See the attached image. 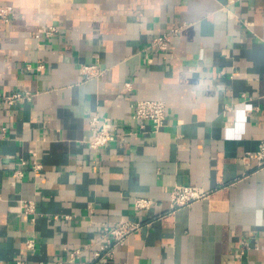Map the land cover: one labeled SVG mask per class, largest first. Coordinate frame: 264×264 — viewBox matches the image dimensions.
I'll return each mask as SVG.
<instances>
[{
    "label": "crops",
    "instance_id": "0c3cea01",
    "mask_svg": "<svg viewBox=\"0 0 264 264\" xmlns=\"http://www.w3.org/2000/svg\"><path fill=\"white\" fill-rule=\"evenodd\" d=\"M0 6L11 7L0 17V95L31 94L0 108V264L88 263L102 227L124 220L142 227L105 264H264V168L239 160L264 138V0ZM179 25L169 50L155 49ZM81 63L103 73L83 81ZM137 99L166 103L161 130L136 132ZM92 114L135 133L90 148ZM175 184L212 192L170 213ZM136 197L157 205L137 211Z\"/></svg>",
    "mask_w": 264,
    "mask_h": 264
},
{
    "label": "built area",
    "instance_id": "2783aa9c",
    "mask_svg": "<svg viewBox=\"0 0 264 264\" xmlns=\"http://www.w3.org/2000/svg\"><path fill=\"white\" fill-rule=\"evenodd\" d=\"M10 11L11 7L0 6V17H3L5 21H9L8 15ZM182 27L183 25H179L155 36L152 40V45L158 51L167 52L172 38L179 33ZM55 32H57L55 26H48L44 31V34L48 37L52 36ZM36 36L39 37V35ZM27 68L29 67L27 66ZM41 69H43V64L40 63L36 67V70ZM79 70L83 81L98 77L103 73V70L98 63H81ZM124 87L127 91H130L131 82L126 81ZM30 98V93H23L20 91L0 95V108ZM130 106L134 119L140 122L138 131L136 132L145 133V123L147 122L150 123L151 131L154 133L164 127L166 119V103L163 100L137 99L131 102ZM88 123L89 128L92 131V136L88 141V145L93 149L103 147L109 142H120L125 136L135 133L132 130H122L112 118L102 117L98 114L90 115ZM2 130L4 131L5 128L3 127ZM35 154L36 153H32L33 156H35ZM249 159H255L257 161V169L264 168V138L261 139L256 151H247L239 158L242 163H246ZM21 163H25L24 159L21 160ZM39 167L40 165L36 164V168ZM15 175L20 177L22 171L18 170ZM211 192L212 191L202 190L195 185L175 184L169 195L170 204L168 212L174 213L182 208L190 207L197 201L207 199ZM156 205L157 202L149 197H136L133 201V208L137 211L148 210ZM20 206L24 214L33 213L35 209V203L33 200L22 199L20 200ZM146 225H149V223ZM141 227L142 223L131 220H124L114 225H104L102 227L104 241L94 251L92 260L85 264H105L113 258L115 248L119 244L124 243L129 235L139 230ZM33 246V241L29 240L26 247L33 248ZM73 254H78V251H74ZM17 264L25 263L23 261H18Z\"/></svg>",
    "mask_w": 264,
    "mask_h": 264
}]
</instances>
